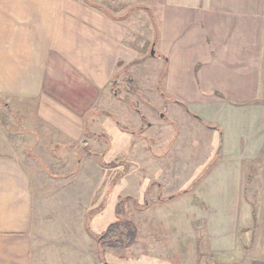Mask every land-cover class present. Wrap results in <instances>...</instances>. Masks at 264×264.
<instances>
[{"label":"crops","instance_id":"obj_1","mask_svg":"<svg viewBox=\"0 0 264 264\" xmlns=\"http://www.w3.org/2000/svg\"><path fill=\"white\" fill-rule=\"evenodd\" d=\"M27 1L0 31V97L29 123L33 148L84 142L90 113L121 106L120 73L159 85L149 94L180 106L179 156L206 151L200 175L183 177L176 159L178 186L146 209L165 261L264 264L240 242L243 183L264 145V0H141L151 13L131 22L88 0ZM14 152L0 144V264H31L35 159Z\"/></svg>","mask_w":264,"mask_h":264},{"label":"rangeland","instance_id":"obj_2","mask_svg":"<svg viewBox=\"0 0 264 264\" xmlns=\"http://www.w3.org/2000/svg\"><path fill=\"white\" fill-rule=\"evenodd\" d=\"M88 1L128 22L132 21L129 13L140 9L139 13H151L139 4L141 0ZM24 3L32 2L0 0V31L4 22L17 21L11 10ZM152 11L155 14L156 8ZM152 21L155 26L154 17ZM129 79L126 71L113 80V91L122 104L109 107L104 114L90 113L84 142L58 143L51 150L33 148L29 123L23 122L15 105L5 104L0 97V144L14 148L25 159H35L29 167L34 179L31 264H169L161 253L160 233L146 209L152 202L169 198L164 194L168 186H178L176 159L180 158L183 177L200 175L206 151L189 147L180 149L179 156L173 140L177 129L184 127H180V106L166 95L160 101L149 94L160 92L159 85L143 90ZM171 112L177 124L168 119ZM2 152L11 151L7 147ZM249 164V179L242 191L248 219L243 221L240 242L250 256L264 258V145ZM122 220L135 228L133 242L99 250L98 238L115 221L122 231L120 237L128 241V229L118 222Z\"/></svg>","mask_w":264,"mask_h":264},{"label":"trees","instance_id":"obj_3","mask_svg":"<svg viewBox=\"0 0 264 264\" xmlns=\"http://www.w3.org/2000/svg\"><path fill=\"white\" fill-rule=\"evenodd\" d=\"M171 197V196H169ZM119 210L116 208V214ZM123 223V225L128 229V241L124 242L123 239L120 237L122 236V231H118L117 222L110 223L104 232L98 238V248L99 250L103 251L111 246L113 247H120V246H127L131 244L134 240L136 231L135 228L132 226V223L129 221H118Z\"/></svg>","mask_w":264,"mask_h":264},{"label":"water","instance_id":"obj_4","mask_svg":"<svg viewBox=\"0 0 264 264\" xmlns=\"http://www.w3.org/2000/svg\"><path fill=\"white\" fill-rule=\"evenodd\" d=\"M150 53H151V54H154V48H153V47L151 48Z\"/></svg>","mask_w":264,"mask_h":264}]
</instances>
